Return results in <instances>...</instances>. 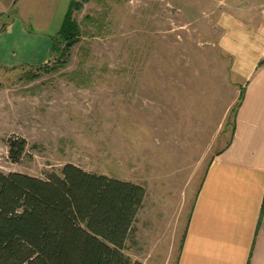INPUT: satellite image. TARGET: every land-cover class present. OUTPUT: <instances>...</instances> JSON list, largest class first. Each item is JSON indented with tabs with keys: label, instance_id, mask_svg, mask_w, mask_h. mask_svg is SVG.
<instances>
[{
	"label": "rangeland",
	"instance_id": "rangeland-1",
	"mask_svg": "<svg viewBox=\"0 0 264 264\" xmlns=\"http://www.w3.org/2000/svg\"><path fill=\"white\" fill-rule=\"evenodd\" d=\"M0 0V27L18 15ZM15 1V0H14ZM82 36L62 65L0 68V170L45 178L66 163L146 188L126 252L177 264L211 162L245 90L233 21L264 30V0H76ZM239 52V53H238ZM28 141L19 162L8 138Z\"/></svg>",
	"mask_w": 264,
	"mask_h": 264
},
{
	"label": "crops",
	"instance_id": "crops-1",
	"mask_svg": "<svg viewBox=\"0 0 264 264\" xmlns=\"http://www.w3.org/2000/svg\"><path fill=\"white\" fill-rule=\"evenodd\" d=\"M71 2L11 0L2 5L17 4L19 13L0 31V68L47 64ZM230 31L244 37L233 48L247 49L240 61L245 96L233 140L215 156L197 193L177 264H264V30L234 20Z\"/></svg>",
	"mask_w": 264,
	"mask_h": 264
},
{
	"label": "trees",
	"instance_id": "trees-1",
	"mask_svg": "<svg viewBox=\"0 0 264 264\" xmlns=\"http://www.w3.org/2000/svg\"><path fill=\"white\" fill-rule=\"evenodd\" d=\"M76 7L72 0L53 37L52 56L58 53L62 65L82 36ZM244 96L245 90L238 109ZM7 142L19 162L28 141L12 135ZM145 198L139 183L71 162L45 178L0 170V264H147L126 252Z\"/></svg>",
	"mask_w": 264,
	"mask_h": 264
}]
</instances>
